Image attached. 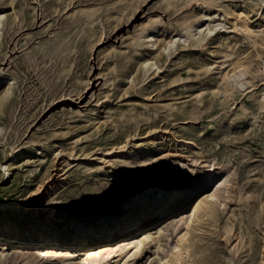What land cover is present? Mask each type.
I'll return each mask as SVG.
<instances>
[{"label": "rangeland", "instance_id": "374dc122", "mask_svg": "<svg viewBox=\"0 0 264 264\" xmlns=\"http://www.w3.org/2000/svg\"><path fill=\"white\" fill-rule=\"evenodd\" d=\"M221 2L254 33L207 34L204 0H0L2 231L109 219L154 182L225 181L181 243L203 196L91 255L0 238V264H264V0Z\"/></svg>", "mask_w": 264, "mask_h": 264}, {"label": "bare ground", "instance_id": "6f19581e", "mask_svg": "<svg viewBox=\"0 0 264 264\" xmlns=\"http://www.w3.org/2000/svg\"><path fill=\"white\" fill-rule=\"evenodd\" d=\"M204 1L208 4L210 9L212 7H218L219 9V11L217 12L209 11L203 17L205 21L204 26H206L205 30L208 31L207 34H213L216 31L225 32V30L223 31V29L227 26L228 23H233L236 26L240 25L238 27L244 28L251 34L254 33L248 27L247 22L249 20V17L243 11L237 12L233 7L224 4V2H221V0ZM222 16L226 20V22L224 23L222 21L220 22V19H218ZM1 23L2 17L0 16V27ZM202 26L198 27L201 31H203V29L201 28ZM157 29H159V27H155V30ZM171 44L174 45L172 41H170L168 45L171 46ZM153 65L149 64V67H154ZM240 66L243 67L242 65ZM235 70L234 72H236ZM240 70L241 69H239V71ZM244 70L246 72V69ZM245 72L242 69L236 76V78L239 80H235V82H233L235 83V85L240 86L242 90L245 89V87L243 86H245V81L247 79L245 77ZM221 75L224 76L226 74ZM225 77L227 76H224V78ZM43 150L44 148L38 149L37 155L43 154ZM16 159L17 157H14L13 160L5 166L7 176H11ZM224 182L225 181L222 177L215 176L213 170H210L203 177L197 180L194 179L193 182L191 181L180 183L179 185L168 184L167 186H161L162 184L160 185L159 183L154 182V184L151 183V185H149V187L144 191H138L137 193H135L130 201L127 202L117 214L110 217L109 219H103L96 222L91 217H89L82 222L76 220L59 222L58 220H55L54 217H51L52 222L48 228H44L43 226L36 227L33 230L24 231L23 233H20L18 235H14L13 232H4L0 228L1 242H17L28 246L42 245L45 246V250L52 248V245L64 248L68 245L76 246L78 243H80L81 253H83V256H86V254L91 255L93 254L92 249H90L92 245L105 240H109L113 237H117L119 234L121 235L126 230H128V233L130 232V230H132V228H140L146 222L153 220L155 221L164 214H168L171 212L174 213L175 211H177V208H179V206H185L186 203H188V201L192 200L194 197L203 196L202 203L195 205L189 215H187L185 218H182V220L186 224L187 233L179 239V242L181 243L190 233L191 226L193 225L196 216L202 208V205H215L216 201H219L220 188L224 184ZM210 191L212 192L210 193ZM40 192L41 187L33 192L31 197L36 198L40 194ZM139 232L140 230H136L134 232L135 234H132L136 235ZM160 232L161 231H159L158 233ZM142 234L143 233H141L140 235ZM149 238L150 236H145V239ZM179 242L171 247L172 253L177 252L178 254H181ZM136 245L140 247L142 245V240H137ZM46 246L48 247L46 248ZM4 252V249L0 250V257H3ZM161 264H169V261L165 258L161 261Z\"/></svg>", "mask_w": 264, "mask_h": 264}]
</instances>
